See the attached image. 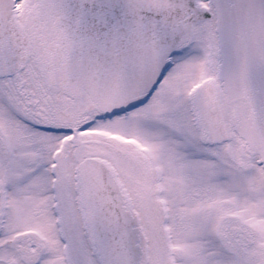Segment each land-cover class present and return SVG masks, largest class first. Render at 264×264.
I'll return each mask as SVG.
<instances>
[{"label":"snow or ice","instance_id":"1","mask_svg":"<svg viewBox=\"0 0 264 264\" xmlns=\"http://www.w3.org/2000/svg\"><path fill=\"white\" fill-rule=\"evenodd\" d=\"M0 264H264V0H0Z\"/></svg>","mask_w":264,"mask_h":264}]
</instances>
